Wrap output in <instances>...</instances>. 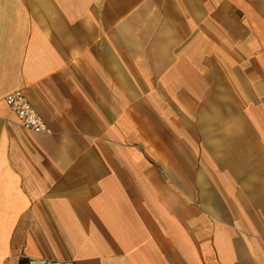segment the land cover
<instances>
[{
  "label": "crops",
  "instance_id": "obj_1",
  "mask_svg": "<svg viewBox=\"0 0 264 264\" xmlns=\"http://www.w3.org/2000/svg\"><path fill=\"white\" fill-rule=\"evenodd\" d=\"M28 259L264 264V0H0V264Z\"/></svg>",
  "mask_w": 264,
  "mask_h": 264
},
{
  "label": "built area",
  "instance_id": "obj_2",
  "mask_svg": "<svg viewBox=\"0 0 264 264\" xmlns=\"http://www.w3.org/2000/svg\"><path fill=\"white\" fill-rule=\"evenodd\" d=\"M6 105L15 114L19 125L27 131L37 134H50L49 128L33 110L22 93H14L5 97ZM24 264H70L62 260L28 259Z\"/></svg>",
  "mask_w": 264,
  "mask_h": 264
},
{
  "label": "rangeland",
  "instance_id": "obj_3",
  "mask_svg": "<svg viewBox=\"0 0 264 264\" xmlns=\"http://www.w3.org/2000/svg\"><path fill=\"white\" fill-rule=\"evenodd\" d=\"M185 156H186V157H189L190 154L185 153ZM189 163H190V164H188V166H185V168H188L189 166L192 167L194 164L198 167V164H199V163H198V160H196V161L194 162L193 159H191V160L189 161ZM187 172H189V170H188ZM185 180H186L187 182L190 183V180H189V178H188V173H186V175H185ZM169 188H171V187L169 186ZM170 190H171V189H170Z\"/></svg>",
  "mask_w": 264,
  "mask_h": 264
}]
</instances>
